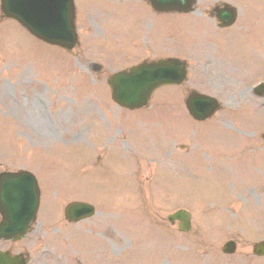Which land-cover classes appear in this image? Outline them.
<instances>
[{
	"label": "rangeland",
	"instance_id": "obj_1",
	"mask_svg": "<svg viewBox=\"0 0 264 264\" xmlns=\"http://www.w3.org/2000/svg\"><path fill=\"white\" fill-rule=\"evenodd\" d=\"M94 5L93 8L85 5L83 12L77 18L80 44L71 52L60 53L56 48L39 51L38 47L27 45V37L25 38L21 34L22 30L15 25L10 26L8 32V38H12V41L7 38V43L5 41L0 45V170L27 167L36 169L41 165V171L47 170L44 175L48 179V182L46 180L42 185V203L44 204L46 199V203L54 207L53 213L46 215L41 213V221L35 224L34 230L23 242L15 244L16 250L27 249L31 257L30 264H92L91 258L94 262H99L101 257L99 251L95 249L99 246L97 244L101 245L104 255L110 254L109 257L117 254L122 256L125 250L128 251L126 253H130L129 250L135 245V236L139 231L138 220L136 219L134 223L125 222L133 233L122 229L123 225L120 224L119 216L125 213V217L121 219L125 221L134 214L125 212L123 209L140 203L141 213L139 217L137 215V218L142 224L147 222L156 225V230L150 225V229L146 228L141 235L146 233L152 235L155 241L158 239L157 245L160 246L161 238L171 239L173 250L186 251L190 242L196 250L197 247L200 249L199 253L203 251L197 260L200 264L201 260L210 264H217V262L233 264V261L238 259L245 261L248 257L244 255H249L248 244L253 238L246 234V229L249 232L260 233L256 234L257 237L264 235L260 215L255 216L253 223L246 224L245 214H241L239 210L236 218L234 209L232 212L230 210L223 212L226 217H229L225 224V231L234 230L238 239L237 253L232 256L223 255L220 252V238L215 240L216 235H213V226L220 219V213L217 211L218 203L213 199L201 201V197L198 198L197 195L201 196V193H204L230 197L233 189L238 193L237 186L240 184V178L235 180L236 177L263 180L264 152L261 155L257 154L255 159H237L242 148L235 146L233 154L237 162L236 160L227 161L221 165L222 171L216 169L213 171L210 164H206L209 157L206 159L204 154L201 157L199 146L201 140L195 139L193 133L187 136H175L180 130H169V118L173 119L172 127L175 129L178 119H181L184 114L182 97L189 88L208 86L214 78L217 83L220 72L226 74L231 82L234 80L231 74L235 72H231L229 67L227 68L225 63L220 61V57H216L215 51L207 50L209 53L201 55V46L197 45L199 41L194 37L201 33V24L195 20L202 21L204 24L208 20H204L198 12L187 16L188 20L184 16H179L176 20L174 17L168 19L159 15L161 18L155 17L151 22H146L147 36L157 38L155 47H158L159 43L161 47L170 45L175 47L177 52L180 50L183 55L189 54L192 70H189V78L186 82L178 87L163 88L150 101V108L146 112H149V115L153 114L165 126L164 134L175 133V137L168 146H165L166 150L157 155V162L151 160L152 155L144 163L137 154L132 159L133 150L130 148L126 152V159L112 157L123 153V146L127 147L125 139L121 135L117 136V130H119L118 127L129 130V119L123 121L114 110L112 113L105 110L106 106L112 105L105 97L107 90L105 75L109 69L103 65L100 71L91 64V61L104 63L103 53H110L113 50L110 57L121 53L122 47L115 46L116 43H123L122 49H125L133 34L135 17L127 14L125 18L121 16L123 19L121 23L122 19L116 21L115 16L107 12L105 0L100 6L97 3ZM202 7L201 3L199 10ZM115 12L118 16L119 12L117 10ZM119 23L123 25L119 26ZM124 26L130 29L124 31ZM138 26L144 27L142 20ZM108 32L115 36H122L123 32L124 36L116 39L114 35L107 34ZM96 33L99 37L91 39ZM240 34L237 36L234 32L232 38L227 37L228 40L224 42L222 50L235 60L247 63L250 50L248 45L252 43L249 38H244ZM184 41H188L185 45L193 47V51L186 48ZM148 43L151 45V40H148ZM149 45L133 44L131 47L139 49L132 52L129 47V52H123L125 56L111 59V64H123L130 57H145L149 55L147 50ZM42 47L45 48V46ZM141 50L143 52L138 53ZM215 62L220 65L218 66ZM248 68V76L262 74L264 77V59H259L256 65L252 62L248 63ZM232 83L234 84L233 92L244 91L243 83L240 81ZM242 98L244 101L236 104L242 105L246 102L247 105H253L255 101H249L251 96L246 93L240 99ZM100 111H104V116ZM255 112L258 114L256 121L260 122L264 118V112ZM144 113L138 116V128L135 133V142L139 145L149 142V137L140 126L144 120L142 118ZM42 116L50 124L48 125L49 133L44 130V124H41L44 123ZM183 118L185 120L184 116ZM217 118H220V121L226 120L224 112H221ZM98 122L102 124L101 127L93 125ZM91 125H93L94 134L89 129ZM208 125L210 123H201V128ZM247 125L251 126V123ZM111 135H115V139L111 140ZM107 136L110 137L108 140H106ZM126 138L128 141L127 136ZM153 138L160 142L156 134ZM205 141L210 145L209 142L212 139L209 134ZM169 149L177 155L174 162L177 166L167 162L169 159L166 151ZM161 163L167 164L161 169L170 166V170H175L178 174L171 177L164 171L160 172L158 167ZM194 164V170L190 171L189 166ZM67 173L72 177L73 174L78 175L74 188L73 182L70 183L72 179L67 176ZM197 188H201L198 194L194 193ZM72 199L93 202L96 212L89 219L64 227L63 207ZM209 200L213 201L212 204L208 203ZM193 202L201 205L194 207L191 204ZM182 205H187L193 213V226L187 233L178 232L175 225H171L165 218L166 213ZM48 206L49 204H44V212ZM260 213H264V208ZM77 229L91 235L84 238L81 232L75 234ZM126 232L133 236L131 245H127L128 237L131 235ZM158 233L161 235L160 239ZM74 234L77 240L83 238L84 244L89 249L82 247L83 240L77 242L78 248L75 247L72 242L75 241L72 239ZM76 235L80 238H76ZM137 248L134 252L132 251V258L125 257L121 262L135 264L140 251L146 252L145 249L139 248V244ZM154 250L155 247L150 252ZM78 257L80 262L76 261ZM156 264L162 263L156 261Z\"/></svg>",
	"mask_w": 264,
	"mask_h": 264
},
{
	"label": "water",
	"instance_id": "obj_2",
	"mask_svg": "<svg viewBox=\"0 0 264 264\" xmlns=\"http://www.w3.org/2000/svg\"><path fill=\"white\" fill-rule=\"evenodd\" d=\"M2 1L3 9L7 15L15 16L38 36L69 46L73 43L74 36L72 34L70 0ZM146 69L143 67H141V69H136L132 72V76H130V74L127 76L118 74L115 77L109 78V83L113 87L114 93L128 91L129 86L134 84L143 74H145ZM157 82L161 83L164 81L159 80ZM157 82L151 78L147 83L143 82V84L140 85L144 89H149L145 97L148 96L153 84ZM132 87H134V85ZM122 102L127 105L133 103L132 101L128 102L125 100H122ZM0 179V208L4 214V221L0 224V229L9 224L7 207L11 205V203L17 205L16 210H18L19 213L22 209L20 208L22 205H28L24 206L23 210L27 211L25 214L26 219L32 218L36 208V192L34 193L29 186L24 185L26 183L25 175L4 173L0 175ZM33 197L35 199V205L32 201ZM75 206H80V204L72 205L70 209ZM81 215H78V217Z\"/></svg>",
	"mask_w": 264,
	"mask_h": 264
}]
</instances>
